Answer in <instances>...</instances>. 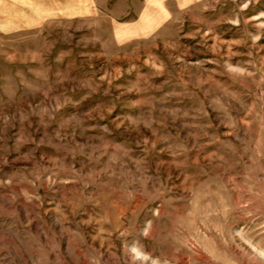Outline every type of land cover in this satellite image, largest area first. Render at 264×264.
<instances>
[{
	"label": "rangeland",
	"instance_id": "374dc122",
	"mask_svg": "<svg viewBox=\"0 0 264 264\" xmlns=\"http://www.w3.org/2000/svg\"><path fill=\"white\" fill-rule=\"evenodd\" d=\"M133 241L264 264V0H0V264Z\"/></svg>",
	"mask_w": 264,
	"mask_h": 264
},
{
	"label": "clouds",
	"instance_id": "9594fccd",
	"mask_svg": "<svg viewBox=\"0 0 264 264\" xmlns=\"http://www.w3.org/2000/svg\"><path fill=\"white\" fill-rule=\"evenodd\" d=\"M150 222H146L145 228L141 231L144 238H149L150 236ZM264 257V252L260 253ZM128 258L131 264H161L158 257L153 256V254L147 251L139 241H133L128 248Z\"/></svg>",
	"mask_w": 264,
	"mask_h": 264
}]
</instances>
